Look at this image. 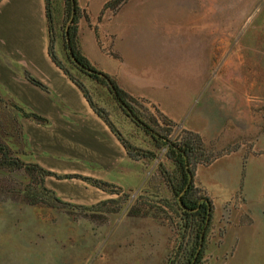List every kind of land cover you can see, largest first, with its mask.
I'll return each instance as SVG.
<instances>
[{"label": "rangeland", "instance_id": "374dc122", "mask_svg": "<svg viewBox=\"0 0 264 264\" xmlns=\"http://www.w3.org/2000/svg\"><path fill=\"white\" fill-rule=\"evenodd\" d=\"M102 1L77 0L88 17L79 37L90 64L108 74L120 62H138V55L140 62H149L157 99L175 92L189 100L186 112L168 104L165 114L158 103L132 96L147 124L172 140L183 131L196 133L212 154L229 151L195 171L196 187L214 206L202 264H264V0H212V17L183 20V36L193 40L191 49L153 46L143 52H119L107 44L92 48L90 30H109L104 16L120 9L104 11ZM49 8L56 60L140 159L125 166V180H100L112 188L96 189L93 196L79 191L80 180L51 177L62 182L60 190L66 193L55 195L71 205L59 210L46 203H22L19 192L36 188L37 179L30 181L24 170L0 169V264H166L181 245L186 249L191 244L190 226L182 240L181 214L162 175L165 170L177 178L175 167L165 158V148L156 147L124 114L107 88L73 65L65 41V0H49ZM165 23L152 19L150 30L162 33ZM159 114L170 123L162 126ZM13 118L0 114V146L11 158L36 164ZM86 196L87 204L81 201Z\"/></svg>", "mask_w": 264, "mask_h": 264}, {"label": "crops", "instance_id": "0c3cea01", "mask_svg": "<svg viewBox=\"0 0 264 264\" xmlns=\"http://www.w3.org/2000/svg\"><path fill=\"white\" fill-rule=\"evenodd\" d=\"M126 2L115 14L104 16L111 25L109 30L100 33L90 30L93 33L92 48L103 49L101 45L107 44L119 52H143L156 48L153 46L173 51L191 49L193 40L184 38L183 20L208 19L214 10L212 0ZM106 3L107 0L102 1V10ZM152 19L166 20L162 33L150 30ZM82 20L79 22L80 37ZM97 24L99 28L101 24ZM134 57L139 61L120 62L119 70L108 72V75L130 96L158 103L165 114L168 104H172L176 112H186L189 100L175 92L156 98L153 90L158 86L150 81L149 62H140L138 55L134 54ZM25 72L42 83L47 91L28 82ZM12 105L45 122L38 124L24 118ZM0 114L14 115L13 123L18 125L22 143L31 152L33 162L42 169L103 181L127 178L122 173L132 160L126 150L49 56L46 0L0 1ZM60 183L51 177L45 179L48 189L66 196L60 190ZM76 183L81 185L76 186L83 190L79 189L80 192L94 195L96 188ZM87 196L82 203H88Z\"/></svg>", "mask_w": 264, "mask_h": 264}, {"label": "trees", "instance_id": "16d2710c", "mask_svg": "<svg viewBox=\"0 0 264 264\" xmlns=\"http://www.w3.org/2000/svg\"><path fill=\"white\" fill-rule=\"evenodd\" d=\"M125 2L126 0H111L105 4L103 10H108L111 7L116 9ZM65 7L68 17V25L65 30L66 49L69 52L73 65L82 74H85L90 79L105 86L124 114L145 133L150 135L156 147L165 148V158L172 162L175 167L177 178H174V175L171 176L165 170L162 172V175L166 181V185L169 187L175 199V203L181 214L180 220L183 224L182 240L185 239V234L188 230V227L190 226L192 232L189 234L188 241H190L191 244L186 249H183L181 245L179 249L180 253L178 250L176 258H174V260L168 261L166 264H202L206 238L211 226L214 206L212 200L196 187L194 182L195 171L197 166L207 167L225 155H228L229 151L212 154L207 150L203 139L198 134L189 131H183L182 135L178 136L174 140L169 138L170 134L159 136L158 133L151 128L152 126L147 124V122L138 113V110L136 109L138 100L121 89L112 76L93 67L88 59L82 54L79 39V22L81 19H84L88 22V17L85 15V12L80 9L77 0H65ZM46 14L49 32V56L52 62L80 90L95 114L104 121L112 134L122 144L129 159L138 161L140 159V155L137 154V151L133 150L122 139L121 135L114 128L105 114L94 107L82 86L78 84L76 80H74L56 60V57L53 54L54 40L52 35L53 28L49 0H46ZM24 76L26 80L32 85L38 87L41 90L47 91L46 87L42 83L33 78L27 72H25ZM12 108L21 113V115L26 119H30L38 124L45 122L41 117L35 114L25 113L14 105H12ZM159 116L163 121L162 126L170 123V121H168V119H166V117L163 115L159 114ZM152 121L154 127L161 129L158 122L155 120ZM149 155L153 157L152 154ZM0 169H7L10 171L24 170V172L30 178V181L33 182L35 179H37L36 188L33 189L30 186H27L23 190V193L19 192L18 194V196L22 197H19L21 202L30 206L43 205V203H46L50 205V207L57 210L71 206L70 204L60 200L53 191L49 190L45 186V179L48 177H53L57 180L77 179L93 188L104 192L108 191L109 188H112L110 184L100 180L86 178L79 175H57L42 169L36 164H25L18 159L11 158L8 153V149L4 146H0ZM178 254L182 255L180 259ZM175 260L177 261L174 262Z\"/></svg>", "mask_w": 264, "mask_h": 264}]
</instances>
